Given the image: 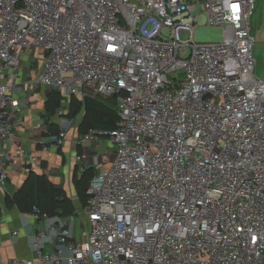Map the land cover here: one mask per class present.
Wrapping results in <instances>:
<instances>
[{"label": "built area", "instance_id": "obj_1", "mask_svg": "<svg viewBox=\"0 0 264 264\" xmlns=\"http://www.w3.org/2000/svg\"><path fill=\"white\" fill-rule=\"evenodd\" d=\"M257 1L0 0L1 185L24 89L113 97L119 114L115 129L90 128L80 137L104 136L115 148L113 163L86 186V237H74L71 215L53 219L34 207L37 218L53 220L34 238L36 256L10 264H264ZM204 16L223 28L222 42L194 39ZM36 53L46 60L23 83L24 60L39 61ZM66 136L60 128L40 144L56 149Z\"/></svg>", "mask_w": 264, "mask_h": 264}, {"label": "crops", "instance_id": "obj_2", "mask_svg": "<svg viewBox=\"0 0 264 264\" xmlns=\"http://www.w3.org/2000/svg\"><path fill=\"white\" fill-rule=\"evenodd\" d=\"M32 60H24L20 72L23 83L32 81L37 76L32 69ZM24 92L26 99H22L25 102L22 123L11 147L12 159L7 165V183L5 186L0 183V264H10V260L14 258L35 257L33 243L36 234L39 230L48 229L55 219H39L33 212H21L17 206H7L5 203L7 195H13L22 186L31 170L46 174L56 185L66 190L76 207L69 226L76 239H83L86 237L88 217L82 212L83 204L78 197L76 179H80L87 171L96 175L100 167H109L115 157V148L106 137H101L96 142H82L79 128L76 131L68 130L59 148L44 150L40 141L42 137H48L45 136L48 128L45 110L47 90L42 88L36 91L34 88L29 91L24 89ZM23 93L21 92L22 96ZM56 117L57 114L50 120L57 122ZM43 121L46 124L43 125ZM22 150L33 153L37 161L33 163L24 157ZM78 156H82L81 161L77 159ZM96 156L100 158V165L95 164ZM14 231H18V234H14ZM43 245L45 249L53 248L49 240H45ZM63 249L66 255L69 254L68 249Z\"/></svg>", "mask_w": 264, "mask_h": 264}, {"label": "trees", "instance_id": "obj_3", "mask_svg": "<svg viewBox=\"0 0 264 264\" xmlns=\"http://www.w3.org/2000/svg\"><path fill=\"white\" fill-rule=\"evenodd\" d=\"M63 97L56 90L50 91L47 96L48 100L45 110L48 117V130L45 136L57 134L60 131L59 124L50 119L57 114ZM110 100L113 101L114 105L111 104ZM85 104L89 110L92 109L103 116L99 121L91 124V126L85 125L86 120L84 118L79 124L81 135L86 133L90 128L112 130L117 127L119 114L115 98L89 92L86 95ZM82 106L83 104L79 98H70L69 115L74 117L80 114ZM93 176L94 172L90 173L87 171L80 179H76L78 197L83 206L89 198L86 186ZM5 203L7 206H17L21 212H33V208L37 207L41 213H48L54 218L73 215L76 210L73 200L62 186L56 185L46 174L34 170L29 172L22 186L13 195H7Z\"/></svg>", "mask_w": 264, "mask_h": 264}, {"label": "rangeland", "instance_id": "obj_4", "mask_svg": "<svg viewBox=\"0 0 264 264\" xmlns=\"http://www.w3.org/2000/svg\"><path fill=\"white\" fill-rule=\"evenodd\" d=\"M257 11L253 18V26H254V34L256 36V44L254 47V57L256 58V74L264 79V0H258L257 1ZM199 11V10H198ZM191 36L190 31L184 32L181 37L183 39H188ZM224 37V30L221 26H213L209 23H206L205 16L203 20L200 22L199 26L195 28L194 31V39L197 42L201 43H213V42H222ZM36 58L39 59V61L35 60L32 66V69L34 70V73L38 74V72L42 68V64L46 60V57L42 53H36ZM30 58V57H27ZM33 61V60H32ZM46 88V87H42ZM41 87H36L35 90L39 91L42 89ZM47 90V96L51 89L46 88ZM79 98L83 104L81 113L77 116H70L69 110H70V98L63 97V101L61 104V107L57 111V123L59 124L60 128H64L65 125L68 124L67 132L68 130L72 129L73 131H76L79 128V124L81 121L85 118L86 120V126H91L95 121H99L102 118V114L99 112H96L92 109H88L85 104L86 96L83 97H76ZM108 99V98H105ZM108 101V100H107ZM111 101V100H110ZM111 104L114 105L113 101H111ZM111 148V146H110Z\"/></svg>", "mask_w": 264, "mask_h": 264}]
</instances>
